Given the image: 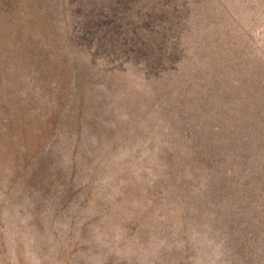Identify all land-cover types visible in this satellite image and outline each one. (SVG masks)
Listing matches in <instances>:
<instances>
[{
  "label": "rangeland",
  "instance_id": "rangeland-1",
  "mask_svg": "<svg viewBox=\"0 0 264 264\" xmlns=\"http://www.w3.org/2000/svg\"><path fill=\"white\" fill-rule=\"evenodd\" d=\"M0 264H264V0H0Z\"/></svg>",
  "mask_w": 264,
  "mask_h": 264
},
{
  "label": "bare ground",
  "instance_id": "bare-ground-1",
  "mask_svg": "<svg viewBox=\"0 0 264 264\" xmlns=\"http://www.w3.org/2000/svg\"><path fill=\"white\" fill-rule=\"evenodd\" d=\"M151 204V203H150ZM27 251V250H26Z\"/></svg>",
  "mask_w": 264,
  "mask_h": 264
}]
</instances>
